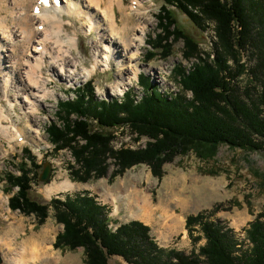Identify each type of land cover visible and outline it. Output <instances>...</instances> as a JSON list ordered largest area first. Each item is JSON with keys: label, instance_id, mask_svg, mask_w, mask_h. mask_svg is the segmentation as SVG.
<instances>
[{"label": "trees", "instance_id": "obj_1", "mask_svg": "<svg viewBox=\"0 0 264 264\" xmlns=\"http://www.w3.org/2000/svg\"><path fill=\"white\" fill-rule=\"evenodd\" d=\"M173 7L203 30L212 24L213 51H204L200 41L179 26ZM156 19L158 31L147 42L145 58L156 56L158 47L166 58L172 43L182 41L181 54L190 65L181 63L173 69L180 91L162 93L150 76L140 73V96L130 90L122 97L97 101L88 82L73 91L72 99L58 101L59 124L50 123L46 132L55 151L71 150L72 181L106 176L109 159L114 166L111 180L138 164L147 165L160 179L163 166L178 156L192 153L209 162L221 145L264 149V0H163ZM92 123L108 129L126 127L135 141L146 138L145 145L115 149L113 133L91 130ZM23 152L26 161L17 164L19 174L4 175L5 190L17 189L8 198V207L33 215L37 225L44 223L52 209L63 228L55 236L54 247L83 248L85 264H110V256H119L128 264H264V212L257 213L244 229L247 248L233 228L210 219L211 214L230 206L218 204L210 213L188 215L185 229L193 244L201 238L205 242L186 253L160 246L150 227L140 220L114 225L109 207L88 191L53 196L49 202L32 199L30 189L38 178L35 169L39 164L28 148ZM204 172L217 173L214 169Z\"/></svg>", "mask_w": 264, "mask_h": 264}, {"label": "rangeland", "instance_id": "obj_2", "mask_svg": "<svg viewBox=\"0 0 264 264\" xmlns=\"http://www.w3.org/2000/svg\"><path fill=\"white\" fill-rule=\"evenodd\" d=\"M33 2L34 0H0V32L3 30L1 27L2 22L6 25V30L12 33L16 25L14 16L17 15V10L20 7H24L27 13H30ZM131 2L132 0H123V7L126 9ZM142 2L145 8L143 19L147 25V34L144 43L140 46V61L145 67L150 64L155 66V70L149 73V69L145 68L138 75L145 73L150 76L151 82L162 93L172 94L179 92V84L174 78L173 69L181 63L187 67L190 65L183 60L181 54L183 42H173L168 57L163 58L160 54L163 48L158 47L154 51L156 56L147 60L145 58L148 48L147 42L158 31L156 15L163 0H142ZM174 12L179 26L186 33L200 41V46L204 51H213L212 44L215 39L212 29L203 30L183 12L178 10ZM116 16L117 23H120L118 20L120 13L117 9ZM63 17L65 19L63 28L65 34L75 37L77 42V47L73 49L72 55L78 56L79 59L78 75L71 82H67L55 77L46 66V68H42L45 79L52 80V84L49 87L52 88L54 96L47 97L37 107L39 111L36 112V115L39 121L38 127L41 140L34 142L31 139L34 132L28 126L23 110L17 105L14 110L10 109L6 101H2L6 114L11 117V120H7L5 124H8L11 129L14 128V124L16 128L27 130L28 135L27 139H20L19 141L22 142L14 147H10V143L0 135V251L3 255L2 264H85L83 248L80 247L70 251L54 247L55 236L63 228L62 224L57 223L54 219L52 209H50L44 223L37 225L33 215L25 216L17 210L12 211L8 207V198L17 189L13 188L9 192L5 190L8 187V183L4 179V175L7 172L19 174L17 164L23 160L26 161L23 148H28L35 162L39 164V167L35 169L37 176L42 173L44 165L49 164L50 166V174L46 182H41L37 178L31 184L30 197L32 199L39 202H49L53 196L63 198L68 193L76 194L90 191L96 196L98 201L109 207L114 225H117L130 219H136V217L125 206L116 209L111 200L112 195L128 196L132 195L130 191L137 189L149 195L151 206L156 209L152 219L147 223L142 222L150 227V233L157 243L162 247L175 248L186 253H189L193 248L197 250L205 242L201 238L196 244H193L185 229L186 217L202 211L210 213L214 206L222 204L230 206V208L227 210L220 209L214 214H209L210 219L218 220L233 228L238 238L242 241L243 247L247 248L248 242L245 238L244 229L248 227L249 222L254 219L257 213L264 212V149L247 151L239 148L231 149L226 145H221L217 155L209 162L200 160L192 153L178 156L173 162L166 163L163 166V175L160 179L152 175L147 165L138 164L111 180L109 175L114 166L113 160L109 159L110 167L106 176L90 179L87 182L71 180L69 165L74 163L71 150L61 149L55 151L54 144L51 143L50 137L46 132V128L50 123L59 124L57 119L59 106L57 102L68 98L72 99L74 97L72 90L89 81L94 87V98L97 101L119 98L125 91L130 90L140 96L142 95V89L137 83V75V78H133L132 82L121 93L117 94L112 91V86L119 80L117 75L119 63L115 60L110 62L108 68L103 70L100 67H96L95 72L90 77L84 76L86 73L85 69H91L93 66L92 52L94 42L92 40L95 41L98 38V34L94 30L86 33L88 21L85 18L80 20L69 14H64ZM15 41L18 42L16 36ZM7 46L9 47V45ZM244 55L247 58L248 54L245 53ZM243 80H245V76H243ZM189 95L190 93H188ZM91 130L112 132L115 136L112 142L115 149L122 145L131 148H141L145 145L146 138L135 141V135L131 134L126 127L108 129L92 123ZM27 163L29 164V161ZM211 169L216 170L217 173L211 175L204 172V170L208 171ZM66 178L74 184L73 189L47 192L48 186L57 184ZM181 197L187 200L186 204L183 205L179 201ZM43 228L50 231L46 243L41 245V250L47 251L43 259L34 262L28 261V263L20 262L18 258L22 253L23 245H25L24 241L30 235L39 233ZM109 263L128 264L119 256H110Z\"/></svg>", "mask_w": 264, "mask_h": 264}, {"label": "bare ground", "instance_id": "obj_3", "mask_svg": "<svg viewBox=\"0 0 264 264\" xmlns=\"http://www.w3.org/2000/svg\"><path fill=\"white\" fill-rule=\"evenodd\" d=\"M33 4L30 13L24 7L17 10V15L14 16L16 25L12 33L1 22L0 135L10 143V147L19 145L22 142L19 140L27 139L28 135L27 130L16 128L14 124L11 129L5 124L11 117L6 114L2 101H6L13 110L16 105L19 106L28 126L34 132L31 139L34 142L41 140L37 107L47 97L54 96L52 88L49 87L52 80L45 79L42 68L46 66L55 77L67 82H71L78 75L79 59L72 55L77 42L75 37L64 32V14L80 20L85 18L88 21L86 33L94 30L98 34V38L92 40L94 63L91 69H85L84 76L90 77L96 67L103 70L108 68L110 62L115 60L119 63V80L111 89L119 94L133 78H137L142 69L148 68L149 73L155 70V66L150 64L145 67L140 61V46L147 34L142 0H132L126 9L123 7V0H62L58 6L53 2L43 5L39 0H34ZM116 9L120 13V23H117ZM15 36L18 42H14ZM73 187L74 184L66 178L48 186L47 192L67 191ZM130 194L132 195H118L119 197L112 195L115 208L125 206L136 219L147 223L156 210L151 206L149 195L137 189L130 191ZM179 201L183 205L187 203L184 197ZM49 234L50 231L43 228L39 233L30 235L24 241L25 245L18 260L28 263L43 259L47 251L41 250V245L46 243Z\"/></svg>", "mask_w": 264, "mask_h": 264}, {"label": "water", "instance_id": "obj_4", "mask_svg": "<svg viewBox=\"0 0 264 264\" xmlns=\"http://www.w3.org/2000/svg\"><path fill=\"white\" fill-rule=\"evenodd\" d=\"M49 174H50V166L48 165H44L43 167V171L42 173L38 176V180L41 182H46L49 178ZM3 262L2 259V253L0 252V264Z\"/></svg>", "mask_w": 264, "mask_h": 264}]
</instances>
